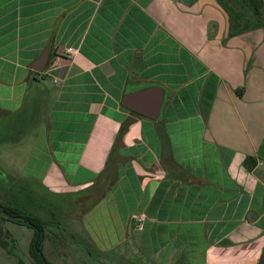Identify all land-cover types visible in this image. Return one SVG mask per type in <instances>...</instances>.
I'll use <instances>...</instances> for the list:
<instances>
[{"label":"crops","instance_id":"crops-1","mask_svg":"<svg viewBox=\"0 0 264 264\" xmlns=\"http://www.w3.org/2000/svg\"><path fill=\"white\" fill-rule=\"evenodd\" d=\"M149 86L158 119L123 105ZM33 123L28 168L53 193L88 190L113 153L118 179L75 230L98 249L134 236L161 263H260L263 24L233 29L218 0H0V136Z\"/></svg>","mask_w":264,"mask_h":264},{"label":"rangeland","instance_id":"rangeland-1","mask_svg":"<svg viewBox=\"0 0 264 264\" xmlns=\"http://www.w3.org/2000/svg\"><path fill=\"white\" fill-rule=\"evenodd\" d=\"M218 1L231 14L232 17L229 15V18L234 24L233 29L245 30L252 24L264 23V7L259 22L245 0ZM34 125L35 123L24 130L11 133H5L8 132V127H4V138L0 136V204L21 207L26 213L45 220L43 248L47 257L55 264H167L161 263L160 258L154 257L152 260L145 254L148 253V244H144L142 248L140 240L134 236L130 242L121 245L116 253L112 251L108 254L98 249L92 240L76 235V224L81 222L84 215L91 213L95 196L88 197L91 190L86 188L76 194L65 195L53 193L41 185V180L35 176L36 172L28 168L29 163L32 164L29 156L37 132ZM7 136L18 138L17 143L6 142ZM78 202L79 207L76 206ZM82 203L85 204L81 205ZM134 228L132 225L131 230ZM0 232V264H19L20 260L23 264H38L30 253L34 228L6 220L0 212Z\"/></svg>","mask_w":264,"mask_h":264},{"label":"trees","instance_id":"trees-1","mask_svg":"<svg viewBox=\"0 0 264 264\" xmlns=\"http://www.w3.org/2000/svg\"><path fill=\"white\" fill-rule=\"evenodd\" d=\"M245 1L247 4H249L251 9L253 10L254 16L256 17L257 21L260 22L261 20L260 18H262V9L264 7V0H245ZM229 15L230 17H232L230 13ZM231 25L234 26V24L232 23ZM133 113L141 115L135 111H133ZM130 123L131 120H127L122 124L118 133L115 148L120 144L122 136L129 128ZM112 154L113 153L110 154L104 170L97 176L95 182L88 189L91 190V193L89 194L88 197L95 196L92 206L93 205L95 206V204H97L102 198H104L107 195L109 189L118 179V170L115 168L113 164L114 162L112 161ZM0 212L2 213V217L6 220H12L17 223L25 224L28 225L29 227L34 228L35 235L30 244V253L32 257L38 264H55L47 257L43 248V240L46 231V222L44 219H42L40 216L26 213L23 208L15 205H10L8 203L0 204ZM1 242H3L2 238H1ZM19 264H23V262L20 260Z\"/></svg>","mask_w":264,"mask_h":264},{"label":"water","instance_id":"water-1","mask_svg":"<svg viewBox=\"0 0 264 264\" xmlns=\"http://www.w3.org/2000/svg\"><path fill=\"white\" fill-rule=\"evenodd\" d=\"M43 60L38 64L42 66ZM166 99V90L162 86H149L134 92H127L123 97V105L153 119L160 118ZM264 264V252L260 263Z\"/></svg>","mask_w":264,"mask_h":264},{"label":"built area","instance_id":"built-area-1","mask_svg":"<svg viewBox=\"0 0 264 264\" xmlns=\"http://www.w3.org/2000/svg\"><path fill=\"white\" fill-rule=\"evenodd\" d=\"M65 52L69 54H74L76 52V49L74 47H66ZM135 218H137L140 221V226H141L142 221L145 219V215L140 214V215L135 216Z\"/></svg>","mask_w":264,"mask_h":264}]
</instances>
